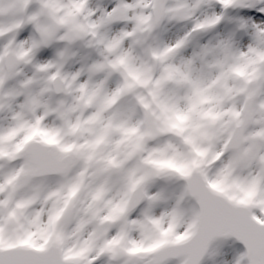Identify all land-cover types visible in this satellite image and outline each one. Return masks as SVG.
<instances>
[{"label":"snow or ice","instance_id":"obj_1","mask_svg":"<svg viewBox=\"0 0 264 264\" xmlns=\"http://www.w3.org/2000/svg\"><path fill=\"white\" fill-rule=\"evenodd\" d=\"M0 264H264V0H0Z\"/></svg>","mask_w":264,"mask_h":264},{"label":"rangeland","instance_id":"obj_2","mask_svg":"<svg viewBox=\"0 0 264 264\" xmlns=\"http://www.w3.org/2000/svg\"><path fill=\"white\" fill-rule=\"evenodd\" d=\"M238 248L240 249V247L238 246ZM241 250V249H240Z\"/></svg>","mask_w":264,"mask_h":264},{"label":"water","instance_id":"obj_3","mask_svg":"<svg viewBox=\"0 0 264 264\" xmlns=\"http://www.w3.org/2000/svg\"><path fill=\"white\" fill-rule=\"evenodd\" d=\"M242 247V246H241Z\"/></svg>","mask_w":264,"mask_h":264}]
</instances>
